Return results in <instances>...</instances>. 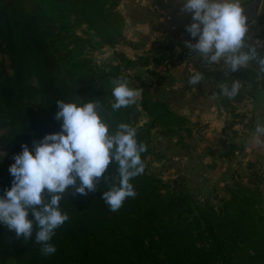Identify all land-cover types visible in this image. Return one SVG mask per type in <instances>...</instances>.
Segmentation results:
<instances>
[{
	"label": "trees",
	"instance_id": "1",
	"mask_svg": "<svg viewBox=\"0 0 264 264\" xmlns=\"http://www.w3.org/2000/svg\"><path fill=\"white\" fill-rule=\"evenodd\" d=\"M118 1L0 0V54L7 55L11 69V76L0 81V119L8 120L13 129L0 195L11 186L9 166L21 144L31 148L33 141L61 130L56 100H99L103 111L110 109L111 93L102 89L105 75L86 70V60L76 58L87 42L73 30L85 25L103 44L113 45L122 22L115 12ZM177 60L182 62L181 57ZM30 71L40 90L25 84ZM204 78L210 84L227 81L221 72H205ZM259 82L264 85V80ZM29 94L42 96V116L23 105ZM140 105L153 124L167 120L169 132L185 123L165 105H150L146 96ZM124 108L126 114L129 108ZM104 175L116 177L117 165L110 164ZM131 183L136 196L127 198L117 211L102 199L110 180L101 178L86 195L65 193L61 208L69 219L55 231L53 255H43L34 240L24 241L0 225V257L17 264H264V209L252 194L239 188L216 210L177 196L147 169Z\"/></svg>",
	"mask_w": 264,
	"mask_h": 264
},
{
	"label": "rangeland",
	"instance_id": "2",
	"mask_svg": "<svg viewBox=\"0 0 264 264\" xmlns=\"http://www.w3.org/2000/svg\"><path fill=\"white\" fill-rule=\"evenodd\" d=\"M119 2L120 0L115 12L122 19L120 37L113 45L103 44L85 25L73 30L77 37L87 42L76 58L86 60V70L92 69L105 75L103 92L111 93L113 81L117 78H123L130 87L141 90L136 102L127 106L129 110L126 114L124 107L113 111V97L107 95L110 109L106 112L102 110L104 118L110 126L123 122L133 125L137 134H142L139 141L147 146L146 152L141 154L145 169L163 183L169 184L177 196L217 210L231 199L233 193L239 192L240 188L243 192L252 194L253 200L264 209V137L259 143L252 138L256 118L260 121L256 106L262 104L264 96L257 99L253 110L250 101L254 91L264 87L259 82L264 80V74L256 72V67L250 65L244 68L249 73H241L243 68L236 72L225 69L229 72V75H225L221 66H206L202 59L195 58L185 45L186 40L195 42L185 29L191 20L179 24L176 29L173 28L164 39L158 33L151 34L153 39L149 45L137 41L135 47L129 46L122 35L124 19L119 11ZM242 2L246 4L249 0ZM261 8L262 14L263 4ZM262 16L259 19L261 23L264 19V15ZM256 47L258 51L264 52V42H259ZM124 48H130L131 52L125 53ZM180 57L181 63L177 60ZM196 71L203 73V79L195 89L203 93L199 99L188 95L194 91L187 81ZM205 72L223 73L227 76V81L223 83L229 85L233 78L239 79L242 85L239 94L232 99L221 95L220 85L223 83H208L204 78ZM7 75L11 76L8 57L0 54V81ZM256 78L259 81L254 83ZM25 84L33 89L41 88L32 71L25 75ZM143 96H146L152 106L156 103L165 105L168 112L182 118L185 123L181 128H173V132L167 131V120L153 124L151 115L140 105ZM192 102L207 105L206 110L209 112L190 110L189 103ZM23 105L37 116H42L40 94L25 96ZM263 109L262 104L261 110ZM199 115H205L206 119ZM12 130L8 120L0 119V153L4 152L0 159V183L3 181L5 158L12 149ZM244 151L248 155L243 154ZM255 153L258 154L252 157ZM240 163H244V166ZM0 264L17 262L0 257Z\"/></svg>",
	"mask_w": 264,
	"mask_h": 264
},
{
	"label": "clouds",
	"instance_id": "3",
	"mask_svg": "<svg viewBox=\"0 0 264 264\" xmlns=\"http://www.w3.org/2000/svg\"><path fill=\"white\" fill-rule=\"evenodd\" d=\"M182 10L191 14V22L185 26L190 37L185 45L195 58L206 66L219 65L236 72L252 64L264 73V52L255 45L246 44L247 16L242 0H180ZM145 4L152 0H144ZM203 73L196 71L188 78V85L195 91ZM241 81L232 79L230 85H220L221 95L232 99L241 89ZM111 109L119 110L136 102L141 90L130 87L127 80L117 78L111 89ZM55 118L61 121V130L45 134L33 141L30 148L21 144V151L13 156L9 166L13 177L11 186L0 195V225L14 231L24 241L34 240L43 255L56 253L52 242L57 228L69 215L61 208L65 193L86 195L97 188L103 178L110 186L102 193V199L110 210H119L127 198H134L136 191L132 179L143 174L145 164L142 153L147 146L138 140L137 129L127 123H119L112 129L102 115L99 100L82 103L56 100ZM264 137V123L259 121L253 140ZM4 152L0 153V159ZM110 164L117 165L116 177L104 175ZM46 192V194H45ZM29 214L32 219H29Z\"/></svg>",
	"mask_w": 264,
	"mask_h": 264
},
{
	"label": "crops",
	"instance_id": "4",
	"mask_svg": "<svg viewBox=\"0 0 264 264\" xmlns=\"http://www.w3.org/2000/svg\"><path fill=\"white\" fill-rule=\"evenodd\" d=\"M262 4L264 6V0H261L255 18L253 17L251 21H247L248 31L246 33V44L248 45L257 46L259 42H264V19L262 20L263 23L259 20L263 17L262 15H264V13L261 14ZM119 11L124 19V26L122 29L123 38L125 41H128L127 44L129 46L134 47L137 45V41L143 43V45H149L150 41L153 39L151 38V34L157 35L158 33V36L164 39L173 28L176 29L179 24L183 22L187 23L191 20V14L182 10V3L180 0H152L150 6L145 4L144 0H120ZM124 49L125 53L131 52L130 48ZM202 94L201 91H194L188 95L194 99H199ZM262 96H264V87L254 91L253 97H251L250 100L251 110H253V106H255L257 99ZM262 99V104L264 105V98ZM262 104L256 106V111L260 114L258 118L261 121H259L260 123H264V109L261 110ZM206 106L207 105L196 102L189 103L190 110H204L208 113L209 110H206ZM251 113L249 116L252 115ZM204 116L205 115L202 117ZM256 121L258 122L257 118ZM243 154L248 155L246 151H244ZM257 154L258 153L254 155L250 154V156L253 155L252 157H254ZM239 161H241L240 156ZM250 161L252 160L250 159ZM240 165L244 166V163H240Z\"/></svg>",
	"mask_w": 264,
	"mask_h": 264
},
{
	"label": "water",
	"instance_id": "5",
	"mask_svg": "<svg viewBox=\"0 0 264 264\" xmlns=\"http://www.w3.org/2000/svg\"><path fill=\"white\" fill-rule=\"evenodd\" d=\"M261 0H249L248 3L243 4L244 14L247 16V21H251L256 14V10Z\"/></svg>",
	"mask_w": 264,
	"mask_h": 264
}]
</instances>
